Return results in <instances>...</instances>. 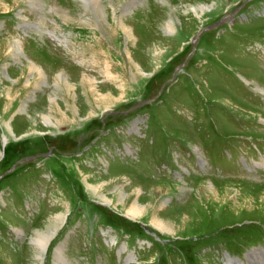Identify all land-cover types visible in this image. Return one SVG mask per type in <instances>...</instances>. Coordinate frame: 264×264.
Segmentation results:
<instances>
[{
	"label": "rangeland",
	"instance_id": "obj_1",
	"mask_svg": "<svg viewBox=\"0 0 264 264\" xmlns=\"http://www.w3.org/2000/svg\"><path fill=\"white\" fill-rule=\"evenodd\" d=\"M39 1L0 0V264H225L251 248L264 181L242 159L264 157V0ZM50 138L71 146L48 152Z\"/></svg>",
	"mask_w": 264,
	"mask_h": 264
},
{
	"label": "bare ground",
	"instance_id": "obj_2",
	"mask_svg": "<svg viewBox=\"0 0 264 264\" xmlns=\"http://www.w3.org/2000/svg\"><path fill=\"white\" fill-rule=\"evenodd\" d=\"M84 2H85V4H86V0H83ZM89 2H90V0H89ZM91 3V2H90ZM96 5H98V10H100L101 11V9H100V6H101V4L99 3V0H97V1H95L94 2ZM37 4H43V3H41L39 0H32V3H31V5H32V7H34V5H37ZM92 4V3H91ZM0 5H2L3 6V8H5L4 10L5 11H7L8 10V8H7V5H6V3H0ZM88 5V4H87ZM88 8V7H87ZM36 11H38V9L36 10ZM102 12V11H101ZM43 15H40L39 17H42ZM63 18V17H62ZM68 20V19H67ZM66 22V21H65ZM55 25H57L58 24V22L56 21V20H54V22H53ZM64 23V22H63ZM67 24H68V22H67ZM61 25V24H60ZM70 25V24H69ZM60 32V31H59ZM16 41H15V43L17 44V47H18V49H19V51H20V53L21 54H24L23 53V48H24V42L22 41V40H17V39H15ZM67 40V39H66ZM61 42V41H60ZM67 42V41H66ZM63 44V43H62ZM64 45V44H63ZM64 48H65V46H64ZM66 50H67V48H65ZM77 69V68H76ZM77 70H75V72H76ZM7 128V127H6ZM8 129V128H7ZM9 130V129H8ZM10 131V130H9ZM105 201H106V199H104ZM109 202V201H108ZM110 203V202H109ZM129 209V211L127 212L129 215H130V217L131 218H134V219H139V218H141V217H143L144 215H146V208H144V206L143 205H141L139 202H136V203H134L130 208H128ZM127 215V214H126ZM55 217L56 218H53L52 220L54 221L55 220V222L53 223V221L52 220H50V221H52V223L51 222H49L48 223V225H47V230L46 231H44L46 234H42L40 231H36V233H35V235H36V237H37V241H36V248L38 249V250H42V252H45L46 251V247H47V244H48V242L51 240V238H53L54 236H55V234H56V232L60 229V227L64 224V222H65V214H63V213H61V215H55ZM50 219V218H49ZM157 228H159V229H161V230H163V231H168L169 230V225L168 226H157ZM172 232V231H171Z\"/></svg>",
	"mask_w": 264,
	"mask_h": 264
},
{
	"label": "crops",
	"instance_id": "obj_3",
	"mask_svg": "<svg viewBox=\"0 0 264 264\" xmlns=\"http://www.w3.org/2000/svg\"><path fill=\"white\" fill-rule=\"evenodd\" d=\"M25 133V132H24ZM57 148V147H56ZM56 148H55V150H56ZM39 161V160H38ZM30 165H32V164H30ZM12 168V167H11ZM15 170V169H14ZM13 173V172H12ZM35 182H37V181H35ZM0 199L1 200H3V198L2 197H0ZM49 201H50V199H49Z\"/></svg>",
	"mask_w": 264,
	"mask_h": 264
},
{
	"label": "flooded vegetation",
	"instance_id": "obj_4",
	"mask_svg": "<svg viewBox=\"0 0 264 264\" xmlns=\"http://www.w3.org/2000/svg\"><path fill=\"white\" fill-rule=\"evenodd\" d=\"M62 153H65V151L63 150Z\"/></svg>",
	"mask_w": 264,
	"mask_h": 264
}]
</instances>
